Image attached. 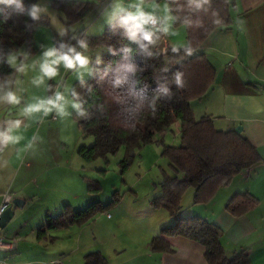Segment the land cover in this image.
Returning a JSON list of instances; mask_svg holds the SVG:
<instances>
[{
  "label": "trees",
  "instance_id": "1",
  "mask_svg": "<svg viewBox=\"0 0 264 264\" xmlns=\"http://www.w3.org/2000/svg\"><path fill=\"white\" fill-rule=\"evenodd\" d=\"M37 2L20 0L23 11L17 10L15 5L0 4V81L16 69L8 60L12 51L24 47L28 56L37 51L36 27L49 25L45 14L35 19L29 15ZM167 2L175 18L174 24L185 27L186 46L177 51H173L176 47L167 46L162 53L156 49V44L141 41L147 45L141 48L140 43L129 39L126 27L121 24L125 12H120L100 34L90 35L85 29L74 34L69 26L82 20L94 4L83 0H51L53 8L62 13L66 26L61 35L53 33V48L63 52L73 48L77 52L83 42L90 49H99V58L91 64V76L76 81L71 90L80 105L74 114L80 133L83 137H94L93 144L80 145L77 151L83 159L93 160L106 158L123 148L121 167L125 169L135 150L152 143L156 133H164L179 122L180 143L164 144L162 150L170 172L163 171L158 195L149 202L153 208L168 211L173 222L151 238L150 248L171 250L166 238L183 236L204 247L207 264H246L248 256L244 253L226 256L220 241L222 232L216 224L196 215L179 214L181 198L188 188L194 190L193 203H206L219 187L262 161L242 131L217 129L210 116L196 119L190 106L192 100L204 96L214 81V67L197 50L214 29L229 27L230 1L211 0L210 5L200 9L190 6L188 0ZM144 27L150 30V26ZM128 64L134 66V71L125 70ZM178 73L184 81L183 88L175 83ZM118 76L125 78L120 86L114 83ZM165 88L167 95L162 91ZM52 89L50 82L49 94ZM87 187L89 189L88 184ZM256 203L257 198L250 193H236L225 208L238 216ZM97 206L94 203L74 210L65 204L58 214L44 217L36 229L37 239H47L48 230L83 224L91 210L105 207ZM85 264H106V261L99 252H91L85 255Z\"/></svg>",
  "mask_w": 264,
  "mask_h": 264
},
{
  "label": "crops",
  "instance_id": "2",
  "mask_svg": "<svg viewBox=\"0 0 264 264\" xmlns=\"http://www.w3.org/2000/svg\"><path fill=\"white\" fill-rule=\"evenodd\" d=\"M229 1L232 18L229 27L214 29L197 50L214 67V81L204 96L192 100L190 106L196 119L210 116L217 129H235L240 125L241 131L257 149L262 161L241 171L227 185L219 187L206 203H193L192 188L193 191L186 197V204L183 206L188 188L181 198L179 214L196 215L216 224L222 232L220 241L226 256L244 253L248 256L246 264H264V0ZM158 29L150 27L155 32L153 44L156 45L163 36ZM34 41L38 52L40 45L35 38ZM166 45L176 47L171 46L168 41ZM185 46L186 43L176 48ZM32 56L27 55L24 47L12 51L8 60L10 62V58L14 57L15 64H10L16 69L0 81V133H8L11 128L9 134L19 137L15 143L0 144V204L5 191L12 198L18 197L24 201L22 207L14 208V215L22 212L23 207H28L37 195L28 192V187L36 184L39 177L35 155L26 162V169H21L23 160L28 155V151H25V147H29L26 136H29L33 127L45 115L43 109L30 114H25L24 109L28 105L47 101L51 82L47 77H43L41 81V78L33 74L25 79L24 73L21 74V81H17L18 69L24 68ZM9 93H14L19 98L23 109L21 112H8V107L12 105L7 100ZM16 120L21 121L18 128L15 127ZM179 129L180 126L177 125L178 132ZM244 192L257 198V203L247 212L235 216L225 208L226 203L232 195ZM68 193L78 200L77 191L71 189ZM152 195L155 197L158 191ZM152 198L146 197L147 205H144L142 212L152 217L161 212L165 217L159 219L157 216L139 238L106 246L104 242L93 239V236L89 238L85 235L86 224H71L48 230L47 239L38 240L35 230L36 239L27 241V236L19 233L23 225L9 235L0 233V237L6 242L13 243L9 249H0V259H5L7 264H85L86 254L99 252L106 264H207L204 247L183 236L166 238L171 250L154 251L150 248L151 238L158 235L162 227L173 222L168 211L153 208L149 204ZM65 204L73 207L70 197H56L53 213L58 214Z\"/></svg>",
  "mask_w": 264,
  "mask_h": 264
},
{
  "label": "rangeland",
  "instance_id": "3",
  "mask_svg": "<svg viewBox=\"0 0 264 264\" xmlns=\"http://www.w3.org/2000/svg\"><path fill=\"white\" fill-rule=\"evenodd\" d=\"M83 1L92 2L94 8L82 20L69 26L70 32L74 34L81 29H85L90 35L100 34L120 12L134 11L135 9L130 5L140 3V0ZM117 4L125 11L117 10ZM36 6L42 9L38 15L45 14L48 17L49 25L40 24L36 27L34 38L40 45V50L34 54L35 57L32 56L33 58L24 68L18 69L17 81H21L23 73L25 79L29 74L37 78L42 77L40 64L43 61L44 52L53 48L52 35L54 32L61 35L66 27L62 13L53 8L51 0H38ZM165 6L169 10L167 0H143L141 4L145 13L158 19V28L165 23ZM168 23L171 25L169 33L162 32L165 41H168L171 46L185 45L184 25H175L174 20ZM77 52L88 59L85 69H66L63 64H60L57 66V75L47 77L51 80L53 87L49 99H54L57 93L64 97L58 102L63 106L62 111L52 108L37 122L32 132L28 134L29 136H26V143L29 147H25V151H28V155L23 160L21 170L26 169V162L35 155L38 161L36 165L39 169L37 174L39 177L38 182L34 183L35 186L32 184L28 187V192L37 193V195L28 207H23L22 212L14 215L4 228H0V233L9 235L24 225L19 233L25 234L27 241L36 239L35 230L46 214H54L52 207L56 197L59 199L70 197L74 210L85 209L94 203L96 206L99 204L105 206L103 209L95 208L90 211L87 220L83 223L86 224L85 235L89 238L93 236V239L97 242H104L106 246L116 245V242L139 238L138 236L145 233L144 229L154 223L157 216L159 219L165 217L161 212V215L149 216L142 212V208L147 205L146 197L152 198V194L159 189L163 171L170 172L162 150L164 144L178 145L180 143V135L177 131L179 122L172 124L170 129L164 133H156L152 143L135 150L125 169L121 167V161L125 155L123 148L109 154L106 158L83 159L77 151L78 147L80 145L90 146L94 142V137L91 135L83 137L80 133L74 116L79 109L72 106L79 102L72 95L71 90L76 81L86 80L91 76V64L99 58V49H90L80 45ZM29 66L31 68H28ZM22 110L21 103L8 107L9 113ZM71 189L78 192V200L73 199L68 193ZM191 191H193L192 188H189L186 192L183 206Z\"/></svg>",
  "mask_w": 264,
  "mask_h": 264
},
{
  "label": "clouds",
  "instance_id": "4",
  "mask_svg": "<svg viewBox=\"0 0 264 264\" xmlns=\"http://www.w3.org/2000/svg\"><path fill=\"white\" fill-rule=\"evenodd\" d=\"M143 3V0H140V3H134L130 5V7L134 8V11H125L123 8L117 4V10L119 11H125V14L121 17V24L126 27L127 29V35L129 39L140 43L141 48H146L147 45L144 43H141V41H146L147 44H153L155 43V40L153 37L155 36V32L152 30H146L145 25L147 24H156V19L153 15L149 13H145L142 10L141 4ZM188 3L190 6H195L196 9L202 8L204 5H210L211 0H188ZM0 4H6V5H15L17 10L23 11V7L20 3V0H0ZM42 11L41 8L38 6H32L29 15L35 19L38 17V13ZM169 10L167 6H165V23L164 25L158 29V31H162L163 33L167 34L170 30V23L169 21L174 20L175 18L172 17L170 14H168ZM217 23L219 21H216ZM64 45H61V48H63ZM81 47H86L83 42H81ZM177 48H173V51H177ZM188 54H191L190 51ZM14 61V57L10 58V62ZM63 64V66L66 69H85L88 64V59L82 55L79 52H76L75 49L70 48L67 52L59 51L55 48H50L43 54V61L40 64V70L42 73L41 81L43 77H54L57 75V66ZM125 70L127 72L134 71V66L131 64L124 66ZM124 77L118 76L115 80V85L120 86L122 83H124ZM175 83L178 88H183L184 81L181 78V74H177ZM165 95L169 94L168 89L165 88L162 90ZM64 97L57 93L54 99H48L47 101H40L36 104L28 105L24 109L25 114H30L33 112H38L41 109L45 111V113L50 112L52 108H58L62 111L63 106L58 103L62 101ZM7 100L10 104H19V98L14 93H9L7 96ZM47 105H50L51 107H47ZM74 108L79 109L80 105L78 103H74L72 105ZM21 121L16 120L15 121V127L18 128ZM12 131L10 128L8 130V133H0V144L7 145L8 143H15L18 141L19 137L10 135L9 133ZM2 211V209H0Z\"/></svg>",
  "mask_w": 264,
  "mask_h": 264
},
{
  "label": "built area",
  "instance_id": "5",
  "mask_svg": "<svg viewBox=\"0 0 264 264\" xmlns=\"http://www.w3.org/2000/svg\"><path fill=\"white\" fill-rule=\"evenodd\" d=\"M155 19L157 21L155 25H153L151 23L147 24V25L150 27L158 28L159 22H158V19L156 17H155ZM156 49L161 51L162 53L166 51L167 45H166V41L163 38V36L160 37L159 43L156 45ZM11 200H12L11 194L8 191H5L2 194V201L0 204V209H2V211H0V215L5 210V208L10 205ZM12 244H13L12 242H6L3 237H0V249L1 250L7 249V248L9 249L12 246ZM0 264H7V262L5 259H0Z\"/></svg>",
  "mask_w": 264,
  "mask_h": 264
},
{
  "label": "water",
  "instance_id": "6",
  "mask_svg": "<svg viewBox=\"0 0 264 264\" xmlns=\"http://www.w3.org/2000/svg\"><path fill=\"white\" fill-rule=\"evenodd\" d=\"M235 130L238 132L241 131V126L240 125L236 126ZM23 202L24 201L18 197L12 198L10 205L7 206L0 215V228L1 229L4 228L6 224L11 220V218L14 216V208L22 207Z\"/></svg>",
  "mask_w": 264,
  "mask_h": 264
}]
</instances>
